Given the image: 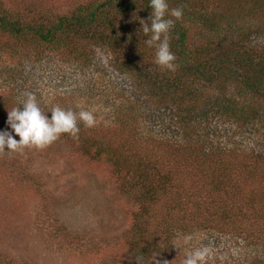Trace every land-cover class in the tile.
<instances>
[{
    "label": "rangeland",
    "instance_id": "rangeland-1",
    "mask_svg": "<svg viewBox=\"0 0 264 264\" xmlns=\"http://www.w3.org/2000/svg\"><path fill=\"white\" fill-rule=\"evenodd\" d=\"M245 2L191 0L184 8L171 3L169 9H183L178 21L186 27L198 4L200 10L204 6L213 12L217 21L234 14L237 25L226 36L234 42L252 37L255 44H240L239 49L263 50L264 37L259 40L256 33L264 36V7L249 5L251 14L242 15ZM0 3L21 20L30 11L27 5L35 4L38 9L33 10L41 7L54 17L52 22L82 5L79 0ZM214 36L207 35L211 40ZM1 37L0 54L3 47L14 44L10 37ZM86 55L81 63L54 55L43 63L16 60L20 74L14 68L0 71V130L7 129L8 111L20 106L27 93L36 96L49 117L47 110L58 105L91 111L97 121L90 128L78 121L75 139L62 134L42 149L0 151V264H183L186 254L196 248L206 251L205 264H215L217 257L220 262L260 264L264 258L256 254L264 250L260 242L264 214L254 224L251 214L261 213L250 207H259L256 201L264 198V159L258 158L264 154V115L243 129L229 130L231 123L224 124L211 136L218 144L222 136L220 144L234 147L236 142L246 148L248 157H240L241 162L190 158L162 139L159 112L164 109L154 105L155 95L161 93L156 87L128 76L110 53L90 48ZM177 72L178 68L172 71ZM121 89L127 99L130 95L136 99L124 129L110 115V99ZM119 100L125 99L119 96ZM145 163L156 167L151 173L159 174L167 193L147 191L159 183L151 182L146 189L137 184ZM226 180V192L215 188ZM225 193L236 194L228 199L227 211L209 196L220 198ZM242 201L245 213L235 210ZM226 216L231 218L227 229L222 227ZM185 236L192 237L187 244Z\"/></svg>",
    "mask_w": 264,
    "mask_h": 264
},
{
    "label": "trees",
    "instance_id": "trees-1",
    "mask_svg": "<svg viewBox=\"0 0 264 264\" xmlns=\"http://www.w3.org/2000/svg\"><path fill=\"white\" fill-rule=\"evenodd\" d=\"M79 1L82 5L71 13L64 11V15L55 18L54 22L50 19L54 17L44 13L41 7V10H33L34 7L38 9L35 4L27 5L30 11L21 20L10 16L0 3V35L10 37L14 43L11 47L2 48L0 71L14 68V72L20 74L17 69L19 64L13 61L43 63L51 55L65 62L75 59L81 63L87 56V49L103 50L114 56L120 67L129 72L128 76L156 87V93L161 92L155 95L157 99L154 105L164 109L159 114L164 125L161 135L165 143H172L176 151H182L190 158L199 159L201 156L206 160L227 163L231 158L241 162L240 157H248L246 148L236 142L233 147L220 144L222 136L218 138L219 144L211 138L214 133H220L224 124L231 123L229 130L234 127L243 129L264 115V49L256 46L239 49L240 44H255L252 37L244 36L242 41L234 42L226 36L232 34L237 25V16H221L217 21L213 12L204 6L200 10L198 4L197 9L191 12L193 17L187 18V27L176 20L169 33L170 50L176 57L174 63L178 68L177 73H172L154 63L155 49L145 44L147 37L143 34L140 20H147L150 15L149 0ZM190 1L168 0V4L170 7L171 3H181L184 8L190 5ZM245 1L242 15L251 14L249 5L251 9L256 7L257 10L264 7V0ZM208 34L215 35L214 40L207 37ZM256 35L260 36L259 40L264 37L260 33ZM142 65L140 71L139 66ZM122 90L116 98L110 99V115L114 124L124 129L130 124L136 99L131 95L127 99L126 95H122L125 90ZM119 96L125 100H119ZM223 135L226 132L223 131ZM258 158L264 159V154ZM148 166L146 164L141 167L137 183L145 189L151 182L158 184L161 180L158 173H151L156 167ZM166 180L169 181L168 178L163 179ZM228 181L220 182V186L215 188L226 192ZM159 185L147 191H153L152 194H157L159 190L162 193L168 192L161 183ZM152 194L147 193V196L153 199ZM234 194L225 193L229 195L228 198L225 195L220 198L213 194L209 196L214 197L213 201L227 211L230 208L228 199ZM263 200L256 201L259 207L249 206L256 213H261L251 214L254 224L264 214ZM243 202H239L235 210L243 212ZM222 221L226 225L223 228L227 229L231 224V218L227 216ZM260 242L264 245L263 238ZM256 257L263 259L264 250L257 252ZM215 259V264H238L237 260L220 262L218 257ZM258 262L264 264V260Z\"/></svg>",
    "mask_w": 264,
    "mask_h": 264
},
{
    "label": "clouds",
    "instance_id": "clouds-1",
    "mask_svg": "<svg viewBox=\"0 0 264 264\" xmlns=\"http://www.w3.org/2000/svg\"><path fill=\"white\" fill-rule=\"evenodd\" d=\"M148 7L151 9L149 17L147 20H140L143 34L147 37L145 44L155 49L156 65L168 71H175L176 57L170 50L169 33L175 20L182 18L183 9H169L168 0H149ZM21 105L8 111L6 123L10 130H0V151L15 152L26 146L42 149L55 142L62 134L78 138V121L89 128L97 122L91 111L83 108L73 111L58 105L47 110L51 112L49 117L46 111L41 109L33 93H27ZM14 136H18L19 140ZM191 239V236H185L183 243L187 244ZM205 259L206 251L196 248L186 254L183 264H205Z\"/></svg>",
    "mask_w": 264,
    "mask_h": 264
}]
</instances>
